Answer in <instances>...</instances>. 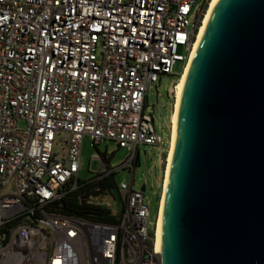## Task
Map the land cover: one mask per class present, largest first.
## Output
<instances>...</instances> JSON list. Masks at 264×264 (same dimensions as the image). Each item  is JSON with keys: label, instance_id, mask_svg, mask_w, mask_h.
<instances>
[{"label": "built area", "instance_id": "1", "mask_svg": "<svg viewBox=\"0 0 264 264\" xmlns=\"http://www.w3.org/2000/svg\"><path fill=\"white\" fill-rule=\"evenodd\" d=\"M210 2L0 0V264H160L132 177L117 184V224L58 207L85 138L127 149L131 172L137 145L161 144L146 92L183 70ZM100 160L92 180L116 170ZM87 203L117 210L110 194Z\"/></svg>", "mask_w": 264, "mask_h": 264}, {"label": "water", "instance_id": "2", "mask_svg": "<svg viewBox=\"0 0 264 264\" xmlns=\"http://www.w3.org/2000/svg\"><path fill=\"white\" fill-rule=\"evenodd\" d=\"M175 126L160 264H264V0H218Z\"/></svg>", "mask_w": 264, "mask_h": 264}, {"label": "rangeland", "instance_id": "3", "mask_svg": "<svg viewBox=\"0 0 264 264\" xmlns=\"http://www.w3.org/2000/svg\"><path fill=\"white\" fill-rule=\"evenodd\" d=\"M179 54H185L181 48H177ZM183 61L176 62L171 75H163L159 84L152 83L146 92L148 112L153 113L154 126L157 134L161 138L158 146L137 145L139 152V165L131 172L127 167L122 169V165L129 156V151L125 148H118L116 143L110 140H103L95 147L90 139L85 138L81 148V158L79 164L78 178L80 181H87L102 171L100 154L110 157L106 164L108 169L115 170V180L117 184L129 182L133 179V189L140 190L144 186L143 197L148 206V230L153 231L154 221L157 218L159 201L162 193L164 170L166 165V155L170 141V117L173 111L174 93H171L172 86L177 82L181 74ZM155 87H157L155 89ZM157 91V94H156ZM19 128L24 127L22 123ZM114 209L120 208V198L118 193H114Z\"/></svg>", "mask_w": 264, "mask_h": 264}, {"label": "trees", "instance_id": "4", "mask_svg": "<svg viewBox=\"0 0 264 264\" xmlns=\"http://www.w3.org/2000/svg\"><path fill=\"white\" fill-rule=\"evenodd\" d=\"M100 156L105 164L109 162L110 157H107L106 154H100ZM77 185V188L67 193L61 200L58 207V213L60 215L72 216L87 221L105 224L118 223V209L108 210L87 203V199L90 196L99 197L110 194L114 197V193H118L115 172H112L101 179L87 180L86 183L78 181Z\"/></svg>", "mask_w": 264, "mask_h": 264}, {"label": "bare ground", "instance_id": "5", "mask_svg": "<svg viewBox=\"0 0 264 264\" xmlns=\"http://www.w3.org/2000/svg\"><path fill=\"white\" fill-rule=\"evenodd\" d=\"M217 2H218V0H211L210 4L208 6L207 12L205 14V17L203 19L202 25L199 29L198 34H197L195 43L193 44L192 50L189 54V57L186 60L184 67H183V70H182L181 74L179 75V78H178L177 82L174 84V88H173L174 103H173V111H172V114L170 117V141H169V148H168L167 155H166V165H165V170H164L162 193H161V197H160V201H159L157 218L155 219L154 247H155L156 251H159V249H158V246H159V223H160V216H161V212H162V208H163L164 193H165V189H166V185H167V179H168L171 156H172L171 149H172L174 139H175V132H176L175 123H176L177 114H178L179 101H180L181 93H182V90H183V87L185 84V80L187 77V73H188L190 64L193 60V56L197 50V47L199 45L201 38H202L203 32L205 30V27H206V24L209 20L211 12H212V10H213V8Z\"/></svg>", "mask_w": 264, "mask_h": 264}]
</instances>
